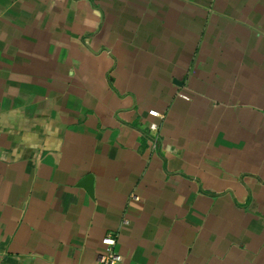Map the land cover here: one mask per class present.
Segmentation results:
<instances>
[{"label":"crops","instance_id":"obj_1","mask_svg":"<svg viewBox=\"0 0 264 264\" xmlns=\"http://www.w3.org/2000/svg\"><path fill=\"white\" fill-rule=\"evenodd\" d=\"M108 234L264 264V0H0V264H103Z\"/></svg>","mask_w":264,"mask_h":264},{"label":"built area","instance_id":"obj_2","mask_svg":"<svg viewBox=\"0 0 264 264\" xmlns=\"http://www.w3.org/2000/svg\"><path fill=\"white\" fill-rule=\"evenodd\" d=\"M184 97L188 98L186 94H182ZM150 114L155 116H160V112L155 109L150 110ZM151 129L156 130L158 128V124L153 122L150 125ZM103 242L108 245L107 250L104 253H101L99 256L100 262L103 264H121L123 260V256L120 252L113 248L116 243V238L112 234H108L103 238Z\"/></svg>","mask_w":264,"mask_h":264},{"label":"water","instance_id":"obj_3","mask_svg":"<svg viewBox=\"0 0 264 264\" xmlns=\"http://www.w3.org/2000/svg\"><path fill=\"white\" fill-rule=\"evenodd\" d=\"M81 184L88 190L90 194L93 193V177L91 175L84 178Z\"/></svg>","mask_w":264,"mask_h":264}]
</instances>
